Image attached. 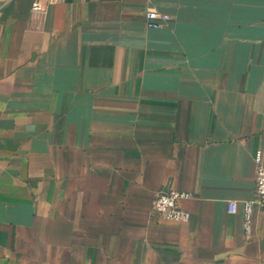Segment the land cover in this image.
<instances>
[{"label": "crops", "instance_id": "crops-1", "mask_svg": "<svg viewBox=\"0 0 264 264\" xmlns=\"http://www.w3.org/2000/svg\"><path fill=\"white\" fill-rule=\"evenodd\" d=\"M258 151L264 0H0V264H264Z\"/></svg>", "mask_w": 264, "mask_h": 264}, {"label": "built area", "instance_id": "built-area-1", "mask_svg": "<svg viewBox=\"0 0 264 264\" xmlns=\"http://www.w3.org/2000/svg\"><path fill=\"white\" fill-rule=\"evenodd\" d=\"M32 10H40L39 2L32 3ZM168 16L158 13L153 8L145 11V24L148 29L157 30L163 26L168 20ZM255 164V180H254V196L252 199L242 202L243 229L248 237L251 231L252 220L255 212L264 217V164L262 162L261 153L258 151L254 158ZM192 199V195L187 192H179L173 189L158 192L152 200L151 211L155 217L164 222L187 223L190 215L183 210L180 203L185 200ZM238 206L235 202L228 205V212L236 213Z\"/></svg>", "mask_w": 264, "mask_h": 264}]
</instances>
